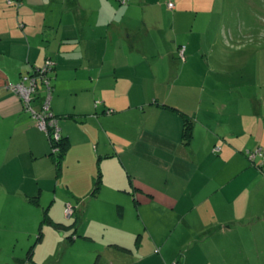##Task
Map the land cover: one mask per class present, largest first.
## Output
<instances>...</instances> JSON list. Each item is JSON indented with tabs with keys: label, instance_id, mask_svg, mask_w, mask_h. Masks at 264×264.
Here are the masks:
<instances>
[{
	"label": "crops",
	"instance_id": "0c3cea01",
	"mask_svg": "<svg viewBox=\"0 0 264 264\" xmlns=\"http://www.w3.org/2000/svg\"><path fill=\"white\" fill-rule=\"evenodd\" d=\"M135 2L22 0L16 9L0 0V187L11 194V216L40 199L109 215L100 221L105 264H264V173L246 154L264 145V95L235 79L248 61L226 64L224 49L219 59L207 37L192 34L193 10L210 0L163 2L173 16L161 34L158 0ZM49 57L51 108L69 142L60 165L10 88ZM82 237L96 239L93 228Z\"/></svg>",
	"mask_w": 264,
	"mask_h": 264
},
{
	"label": "rangeland",
	"instance_id": "374dc122",
	"mask_svg": "<svg viewBox=\"0 0 264 264\" xmlns=\"http://www.w3.org/2000/svg\"><path fill=\"white\" fill-rule=\"evenodd\" d=\"M21 1L11 0V3L17 9L22 5ZM80 1L86 5L91 0ZM104 1L124 6L127 2L130 3L129 5L136 4L135 0ZM187 1L195 2L198 0ZM210 1L208 9L205 6L199 9L198 12L193 10L196 16L194 23L192 22L191 25L192 34L197 36L202 33L205 39L207 37L204 45L207 51L224 49L226 51L224 53L230 61L222 58L221 52L219 53L216 50V53H218L219 59L225 60L226 64L236 65L238 63L240 66H244L245 61H248L249 72H241L238 76H235V79L244 78L250 82H255L254 90L261 97L264 95V0ZM163 2L166 3L167 0H158L156 8L158 13L152 12V16L160 20L159 26L154 28V31L158 34H161L158 28L168 29L169 18L173 16V11H168V7L171 9L173 7H170L169 3L167 7ZM35 5L37 3L29 2L27 4L34 14L40 10V8L34 7ZM24 10L26 11L28 8H24ZM69 10H71V7H69ZM97 12L98 10H96V16ZM194 15H192V18H194ZM139 16L141 19V11ZM207 73L211 77L214 75L210 70ZM227 75H230V72H227ZM50 202H52L51 199H40L39 204L33 203V206L30 207V213L14 217L11 216V194L0 187V264H11L12 256L17 260L12 259L15 264H20L21 261L24 264L28 262L41 264L45 259L47 261L42 264H105L108 255L102 254L101 250L103 243L100 239L102 234L100 221L108 219L107 216L109 215H103L101 212H97L99 215L94 212L85 215L81 210H78L76 214L75 205H77V202L75 204L71 202L75 208L73 213L68 216L64 209L58 211L55 207L51 208ZM18 203L19 201L16 204L18 205ZM77 215L81 217L79 222L75 221ZM72 217L73 220H71ZM80 223L83 232L73 231ZM41 227L43 231L45 229L47 237L45 243L39 246L36 252L39 262L34 263V258L31 260L32 253H29V251L32 250L34 256V249L39 240ZM89 227L93 228L96 239H84L82 237ZM77 238L81 240L77 242ZM62 239L65 242L61 243ZM51 242L52 244H50ZM59 258H62L63 262H58ZM252 264L262 263L257 260Z\"/></svg>",
	"mask_w": 264,
	"mask_h": 264
},
{
	"label": "built area",
	"instance_id": "2783aa9c",
	"mask_svg": "<svg viewBox=\"0 0 264 264\" xmlns=\"http://www.w3.org/2000/svg\"><path fill=\"white\" fill-rule=\"evenodd\" d=\"M174 7L173 2L169 3ZM186 46L180 48L181 57L185 58ZM56 63L53 58H47L45 63L37 67L32 73L23 74L20 81L10 85V88L18 93L24 103V107L35 119L37 125L49 135L53 152H59V143L63 139L60 117L51 108L54 85L52 82ZM41 90L43 95L40 94ZM97 100L96 104H100ZM108 113H113V109H108ZM249 159L256 162L258 166L264 165V147L258 146L254 149H247ZM74 211V206L70 202L66 206V214L70 216Z\"/></svg>",
	"mask_w": 264,
	"mask_h": 264
},
{
	"label": "trees",
	"instance_id": "16d2710c",
	"mask_svg": "<svg viewBox=\"0 0 264 264\" xmlns=\"http://www.w3.org/2000/svg\"><path fill=\"white\" fill-rule=\"evenodd\" d=\"M40 94L43 95V91L42 90H41ZM192 132H193V124L187 118V121H185V124H184V139H185V141L187 143H189V141H190V139L192 137ZM59 146H60L59 152L55 153V152L52 151V153H51V155L54 156L55 159H57L58 165L61 164L62 159L65 156L66 151H67V149L69 147V142L64 136H63V139L61 140V142L59 143ZM246 154H247V156L249 158V155H248L247 151H246ZM251 162L264 173V165L258 166L256 162H253V161H251ZM100 183H101V177L99 176L98 179H97V184H96L95 191L98 190V186L100 185ZM39 237H41V233H40ZM157 251H158V249H157ZM30 253H31V251H30ZM171 264H180V260L177 259Z\"/></svg>",
	"mask_w": 264,
	"mask_h": 264
}]
</instances>
